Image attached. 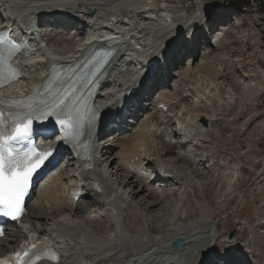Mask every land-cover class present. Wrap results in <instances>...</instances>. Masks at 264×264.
I'll return each mask as SVG.
<instances>
[{
    "label": "bare ground",
    "instance_id": "6f19581e",
    "mask_svg": "<svg viewBox=\"0 0 264 264\" xmlns=\"http://www.w3.org/2000/svg\"><path fill=\"white\" fill-rule=\"evenodd\" d=\"M202 4L199 1L197 15L184 25L174 17L166 0H0V12L8 11L12 14L18 25L17 29L24 28L27 21L33 22L38 18L58 19L62 16H68L73 22H81L84 28V43L68 36L59 38L51 36L45 39L47 45L44 54L46 55H43L41 59L36 58L39 56L24 59L21 55L14 58L12 62L20 64L23 77L3 90V94L8 98L22 97L40 86L52 62L72 63L85 50L86 43L89 45L96 43L101 46L116 44L112 60L102 66L98 77L88 87L91 90L89 103L94 104L93 110L101 119L98 120V125L96 120L94 124L85 125L82 129L83 138L89 140L93 148V161H102V164H97L93 171L82 174L84 180L88 181V187H90L91 177L94 178L96 183L91 185L96 186V190L87 192L86 188L85 195L90 199H86V204L72 200L67 195L70 185L67 178L63 177L64 173L61 172L35 193L34 199L27 208L25 222L35 233L54 242V247L60 249L58 263L44 264H127L132 260L135 264H168L169 261L166 262L165 258L169 254L180 264H209V261H212V252L225 248L228 236L222 237L218 234L219 226L211 217L206 220L198 219L183 223V219L189 214L184 210L179 217L175 215L171 222L168 219V221L161 220L162 230L152 225L147 229L136 228L133 231L120 227V219L122 220L121 217L124 216L129 219H141L146 215V213L143 215L142 211L152 213L150 210L153 209L154 204L148 196L163 198L156 189H153L154 180L175 187L177 197L184 191H192L196 188L194 179L181 175L160 158L158 141L162 135L161 132L167 129V123L173 124L171 133L177 134L181 140L188 143L185 152L189 159L192 158L194 166L191 165V167L194 172L199 171L200 166L209 164L215 157L213 151H202V143L206 142L208 136L215 135L211 128L219 126L222 120L216 119V113L213 110H210L209 114L197 112L201 105L211 107L213 102L218 109L224 102L232 104L237 99L232 88L204 78L205 92L200 93L197 88L191 89V107L183 108L181 104L186 99L184 94L189 90L184 83L190 72L186 71L185 75L178 73L179 78L175 80V84L172 87L169 85V88L160 92L151 111L146 112L141 120H134L135 123L127 128L129 133L124 140L121 139L120 142L119 139L112 140L108 145L97 141V135L101 132L99 130L107 126L104 116L108 115L109 111H113V108L124 105L128 99L137 98L138 93L135 90L140 86V75L136 73L123 75L120 72L122 68L129 66L128 64L132 61H138L141 64V62L150 63L153 59H157V63L162 64L164 71L166 69L164 61L168 55L174 56V52L189 40L193 42L196 34L200 33L203 36L202 27L206 23L209 22L208 29L212 28L215 19L212 20V14L202 7ZM87 9L91 13L87 14ZM68 11L73 15L68 14ZM186 12L187 10L184 14ZM173 17L175 25H165ZM227 26L228 23L221 25L224 31L220 34L218 42L227 34ZM206 49L204 58L210 55ZM259 79L264 81V69L260 71ZM250 88L251 92L246 93L250 100L261 97L262 89L255 88L254 85ZM119 94L120 99L113 103L114 97ZM221 95H224L223 100H220ZM133 103L135 107L136 103L139 106L138 102ZM161 106H165L167 111L163 112ZM243 106L246 113L248 107L245 103ZM231 107L235 106L231 105ZM104 111L105 113H102ZM169 114H172V117H169ZM221 123L227 124L226 121ZM230 123L228 124L231 126L230 129L240 132L233 128L236 121ZM96 125L97 127L94 128ZM178 129L181 131H177ZM189 134L191 138L187 139ZM42 147L47 146L43 143ZM110 149L115 151L111 163H115L116 166L111 176H109L108 168L104 171L109 160L99 159L100 154L105 155ZM143 155L151 161L150 167L154 170L163 168L169 178L158 181L157 177L149 179L146 178L147 175L143 176L148 168L144 162L146 159H137ZM176 157L177 163L187 161L183 157ZM214 166L216 168L217 165L213 163L212 168ZM160 170L157 171L162 174ZM230 171L232 188L235 176L241 172V169L231 163ZM202 178L209 180L208 176H202ZM209 181L212 184L215 182ZM262 181L260 192L264 194V169L254 180L257 186ZM192 183L195 186H192ZM231 188H226L225 193H229ZM216 192H219V189ZM144 193L146 198H140ZM137 199H140L138 203ZM87 203H90L89 206ZM240 203L239 208L243 205V201L241 200ZM92 205H98L101 210L88 213V207ZM165 205L167 204L164 202V207ZM165 210H170V207H166ZM84 217H87V220H84ZM102 220H104V226L102 225L103 229L99 233L94 225ZM5 231V237L0 241V251L14 246L17 242L23 243L25 240L20 231L13 230L11 227ZM177 238L182 239L185 245L178 252L171 253L169 245ZM213 239H223L224 242L222 245H217ZM236 241L233 237L232 243L227 244L230 248H235V252L227 251L221 257L222 260L226 261L231 254L238 262L245 260L243 263L248 261L250 264H264L255 258L250 244L235 246ZM216 245L217 247H214ZM261 255L258 254L256 257L261 258Z\"/></svg>",
    "mask_w": 264,
    "mask_h": 264
},
{
    "label": "rangeland",
    "instance_id": "374dc122",
    "mask_svg": "<svg viewBox=\"0 0 264 264\" xmlns=\"http://www.w3.org/2000/svg\"><path fill=\"white\" fill-rule=\"evenodd\" d=\"M166 1L174 17L179 20L180 24L184 25L197 15L200 7L198 4L201 1L203 3L201 6L209 10L212 14V20L215 19L211 29V36L214 35L219 24L230 21L229 24L231 26L220 42L216 40L208 42L206 50L210 53L209 57L204 58L205 50L201 49L200 54L195 57L191 64H184L181 69H172V74L174 75L171 77V87L175 84V80L179 78L178 73L185 75L190 72L184 83L186 89L189 90L184 94L186 99L182 102L181 107H191V89L197 88L200 93L205 92L204 78H208L217 84L222 83L225 87L229 86L234 91L237 99L232 104L224 102V104L220 105V109L216 108L213 102L211 107L201 105L202 107L198 110L197 113L201 114H209V111L213 110L216 113V119L222 120L221 122L226 121L227 124L220 122L219 126L211 128L215 135L208 136V139L205 140L206 142L202 143V151H213L215 157L209 164L206 163L205 166H200L199 171H195L196 173L191 167V165L194 166L192 158L189 159L188 154L185 152L188 143L182 146L178 145L180 144L179 141L181 142L182 140L171 133L173 125L167 123V129L161 132L162 135L158 141V154L166 164L176 169L181 175L194 179L197 186L194 190L184 191L177 197L174 190L175 187L153 181V189H156L163 198L148 196L154 204L153 209L150 210L152 213L149 214L147 211H142L143 215H145L144 213L146 215L141 219L121 217L120 227L133 231L136 228L147 229V227H152L153 225L154 228L162 230L160 226L161 220L165 221L168 219L171 222L176 217L175 215L179 217L185 210L189 214L183 219V223L198 219L206 220L211 217L214 223L219 226L218 234L220 236L229 237L230 235V238L234 237L237 241H240L241 245L247 246L250 244V249L254 253L255 258L264 263V194L260 192L263 181L258 186L254 182L257 175L262 173L264 169V81L259 79V73L264 69V23L262 16L257 6L251 2H249L248 6L241 8V10L238 9L239 5L243 6L247 0ZM186 10L187 12L184 14ZM232 16H234L233 19H231ZM155 35L159 34L155 33ZM62 48L64 49L65 47L63 46ZM122 69L123 75L132 74L127 67ZM253 85L255 88L259 87L262 89V94L260 98L250 100L246 93L251 92L250 87ZM178 95L180 96L179 93ZM155 96L153 95L151 98V95H149L148 99L141 103V105L146 106L148 113L153 108V98ZM223 99L224 95H221L220 100ZM245 100L248 101L245 102ZM244 103L248 107L246 113H244ZM231 105L235 107H231ZM240 109L244 110L241 112ZM141 119L142 117L138 120ZM234 120L236 123L233 128L240 132H234L233 129H230L231 126L228 124H231L230 122L234 123ZM134 123L133 121L132 124ZM128 133L122 135V138L119 137V142L124 140ZM112 138L114 137L111 134L108 135L105 142L108 144V140ZM101 156L102 160L105 158L109 160L106 168L104 167V171L109 169L108 173L111 176L115 172L114 169H116L115 163H111L115 156V151L109 150L105 155L102 153ZM176 156L183 157L187 161L185 163H177ZM213 163L217 165L216 168L215 166L212 168ZM231 163L240 168V173H242L236 174L232 188L230 186L232 179ZM61 165L66 172L69 171L68 164ZM152 175L151 177H153ZM202 176H208L209 180L215 181L214 184L202 178ZM63 177H65V173ZM111 178L113 179L114 177L112 176ZM192 186H195V184L192 183ZM177 188L178 186L176 190ZM226 188H231L230 192L228 191L229 193H225ZM218 189L219 192H216ZM145 193L140 198L145 199ZM87 200L90 199L88 198ZM139 200L137 199L136 202L138 203ZM241 200L243 205L239 208L238 204H241ZM164 202L167 204L165 207ZM87 204L89 206L90 203ZM166 207H170V210H165ZM95 210L100 211L101 208L98 205L88 207V213H92ZM83 219L87 220V217ZM103 223L104 220L99 223L97 221L94 225L95 228L97 227V232L103 229ZM223 241L221 240L216 244L222 245ZM3 243L6 244L5 242ZM217 245L214 247H217ZM224 251L223 253L225 254L227 249ZM258 254H262L261 258L256 257Z\"/></svg>",
    "mask_w": 264,
    "mask_h": 264
},
{
    "label": "snow or ice",
    "instance_id": "6c2138e0",
    "mask_svg": "<svg viewBox=\"0 0 264 264\" xmlns=\"http://www.w3.org/2000/svg\"><path fill=\"white\" fill-rule=\"evenodd\" d=\"M5 41L0 34V47ZM16 45H10L12 50L16 49ZM9 52V59L11 58ZM4 62V56L0 53V65ZM10 71H15L11 70ZM4 79L3 71L0 69V82ZM32 96L40 95L39 92H33ZM20 104L26 111L16 112L12 114V119L7 125L3 119V112L0 111V217H9L16 221L23 213V201L27 195L30 184L35 174L50 162L55 154V147H50L47 151L38 153L34 147L28 148L27 151H21L14 147L15 144L30 141L34 135H47L50 138L63 133L64 141H68V137L72 134L70 124L74 122L76 116L72 102L70 101V93H65L54 99L52 102L42 101L38 104H31L25 101H3L0 105ZM113 122H117L122 118L121 111H115L108 114ZM55 117L53 127H38L46 121H50ZM90 119L94 122L97 119L95 111L91 113ZM59 126V133L56 130ZM0 264H4L0 261Z\"/></svg>",
    "mask_w": 264,
    "mask_h": 264
},
{
    "label": "trees",
    "instance_id": "16d2710c",
    "mask_svg": "<svg viewBox=\"0 0 264 264\" xmlns=\"http://www.w3.org/2000/svg\"><path fill=\"white\" fill-rule=\"evenodd\" d=\"M249 2L254 3L257 6L259 13L262 16V21L264 23V0H247L246 4H244V5H246V6L249 5Z\"/></svg>",
    "mask_w": 264,
    "mask_h": 264
},
{
    "label": "water",
    "instance_id": "95a60500",
    "mask_svg": "<svg viewBox=\"0 0 264 264\" xmlns=\"http://www.w3.org/2000/svg\"><path fill=\"white\" fill-rule=\"evenodd\" d=\"M181 247H182V241H181V239H176L175 241H173L172 248L174 250H177V249H179ZM132 264H134V261H132Z\"/></svg>",
    "mask_w": 264,
    "mask_h": 264
}]
</instances>
